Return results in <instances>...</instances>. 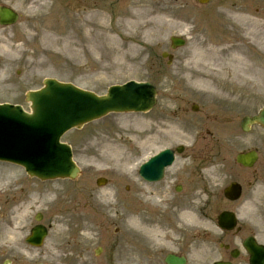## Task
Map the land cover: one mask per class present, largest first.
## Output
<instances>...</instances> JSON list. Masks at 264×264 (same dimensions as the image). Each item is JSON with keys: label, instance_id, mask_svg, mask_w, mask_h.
Segmentation results:
<instances>
[{"label": "rangeland", "instance_id": "obj_1", "mask_svg": "<svg viewBox=\"0 0 264 264\" xmlns=\"http://www.w3.org/2000/svg\"><path fill=\"white\" fill-rule=\"evenodd\" d=\"M7 1L0 0V4ZM15 1L21 2V0ZM66 4L70 5V0H66ZM69 5L67 9L55 10L52 16H49L51 12L48 14L19 7L23 14L20 23L10 29H0V102L21 104L27 109L25 93L40 88L43 80L50 77L73 83L97 94H105L110 86L123 84L129 80L149 81L156 84L159 90L160 104L157 108L158 114L155 112L148 116L111 115L85 126L80 131L75 130L68 134L66 141L74 146L75 160L82 168L83 176L73 182H61L62 184L58 186L52 182L38 183V188L42 190L40 198L46 197L45 191L56 193L47 195L52 198L46 203L39 202V205L38 203L31 205L33 215L42 212L45 221L56 223L50 207L56 204V202L51 203L55 201V195H62V193L55 190L57 188L61 192L69 190L68 193L76 197L75 205L74 203L71 205L72 213L89 212L92 215L96 213L92 221L95 224L92 230L93 235L87 236L83 231L86 235H81L82 244L87 248L99 245L105 249L101 259L86 249L89 261L94 264H105L106 260L108 262L115 260L114 264H123L125 261L119 257V254L124 252L126 256H134L137 250L128 249L126 246V241L133 240V237L130 239L127 236L123 237L122 230L129 227L132 217L128 216L127 219L123 217L125 209L118 199L126 196L134 199L137 195L135 189L127 194L125 186L129 185L131 189L133 188L136 165L149 153L143 148L142 150L146 153L143 152L139 156V136L151 133L148 131L151 116L153 121L161 120L160 117H163L166 110H172L167 114L177 111V114L181 115L182 111L187 110L184 108L192 102H216L223 106L225 115L231 119H237L232 124V126L236 124L235 133L227 134L224 141L220 137L222 141L217 145L219 148L221 146V160L226 170L240 180L239 175L230 170L227 164L229 159L234 158L240 150L249 147L248 143L253 146L252 140L248 142L251 138L255 137L254 147L256 146L262 155L253 172L241 179L246 185L253 183L248 192L250 197H256L254 199L256 203L253 205L258 207L255 211L250 210V213H253L252 219L249 220L245 214V220H249L252 227L256 228L260 234L264 233V139L261 134L259 140L257 139L259 132L262 133L258 129L254 130L253 135H247L242 134L239 128L240 118L243 115L257 114L264 106V44L259 41V27L255 33L251 34L252 25L249 28L244 27L245 22L240 25V22L233 18L234 15L244 14L247 17L256 18L259 22L264 21V0H209L203 5L198 0H93V6L88 8L85 6L75 8ZM141 10L148 12L147 20L154 19L157 23L160 21L169 23L171 31L169 32L166 28L159 34L160 38L155 37L152 40L142 36L141 43L132 42L135 30L128 26L126 21L131 14ZM28 14L29 16L48 15L29 22L26 17ZM62 15L63 17L71 15V21H66ZM48 21L51 23H47ZM201 30L204 32V39ZM178 35L188 38L187 45L175 52L178 61L173 66H169L167 61L160 59L161 54L169 50L170 38ZM205 39L212 40L211 43L214 45L221 42L226 43L225 47L238 45V49L242 48L246 54H249L251 71H254L250 75L251 84L242 88L239 86L237 89V83L235 87L218 85L224 83L228 77L232 81L236 80L233 78L231 66L226 70L230 71L227 74H225L226 71L217 67L216 77H212L209 73H214L215 67L201 66L198 60L193 58L195 49L198 45L199 49L201 42ZM260 44L263 45V49H260ZM223 59L224 56L219 62H214L215 66ZM208 85L212 87L207 88ZM227 108L230 111H227ZM188 114L189 126L197 119L203 121L205 118L202 114L197 115L192 112ZM176 121L174 119L172 124ZM164 124L160 122L161 127ZM154 139L157 142L161 140L158 135H154ZM214 141L213 138L212 142ZM158 147L163 146L160 144L153 151ZM123 165L128 168L123 169ZM218 167L222 165L219 164ZM104 169L108 171L105 172ZM11 170L14 169L11 168ZM99 177L107 178L109 184L98 187L96 180ZM5 179L6 177L2 180ZM20 179L24 180L25 176L23 175ZM13 180L8 176L5 181L8 183ZM23 183L25 182H20L19 187ZM27 186L30 196V192L35 188L28 182ZM108 192L112 193L111 197L106 194ZM25 198H27L26 193ZM98 199H102L105 203L102 205L99 203L98 206ZM127 206L130 207L128 203ZM89 213L87 214L90 215ZM208 215L211 219L206 218L204 228L213 234L217 232L214 226L216 221L213 214ZM2 221L8 225L12 223L10 219L0 220V223ZM32 222L33 219L30 218L26 224L29 225ZM140 223L145 226L146 220L140 219ZM28 225L25 227L22 225L19 229L11 228L8 242L0 244V264L8 259L12 260V264H36L37 262L61 264L57 254L55 256V250L49 247L50 237L46 247L42 249L35 250L26 245L24 237L27 234ZM103 225L104 228L101 229ZM53 228L51 235L56 230L55 225ZM115 230H119V233H115ZM188 230L192 234L201 229L189 226ZM141 236L149 242L147 237L143 234ZM201 245L202 243L197 241L189 249L190 259H196L194 253ZM147 249L152 252L149 248ZM205 252L206 255L213 254L205 259V264H211L214 261V252H209L208 249ZM143 260L146 261V259Z\"/></svg>", "mask_w": 264, "mask_h": 264}, {"label": "bare ground", "instance_id": "obj_2", "mask_svg": "<svg viewBox=\"0 0 264 264\" xmlns=\"http://www.w3.org/2000/svg\"><path fill=\"white\" fill-rule=\"evenodd\" d=\"M42 6L45 7L46 3H42ZM148 18V12L146 10H141L133 15L131 14L126 21V24L130 27H133L135 30L134 36L132 39L137 43L142 42V36L144 38H150L152 40L155 39V37L160 38L161 35L159 34L165 30L166 28L171 31V26L169 23H166V21H160L156 22L154 19L147 20ZM233 18L237 19L238 22H240V25L242 22H245L244 27L249 28L251 25L250 33L253 34L255 33L256 29L259 27V41L260 43L264 44V34H263V29H264V21L257 20L254 17H247L244 14L233 16ZM167 26V27H166ZM168 32V33H169ZM138 37V39H137ZM256 40V39H252ZM212 40H207L205 39L204 41L201 42V46L198 49L199 45L195 49V53L193 55V58L195 60H198L201 66H212L215 67V72L214 73H209L210 76L216 77V68H220L223 71H226L227 69H230L229 66H231V71L233 72V78L236 81H232L231 79L226 78L224 81L227 83H238L239 84H249L250 83V75L254 72L251 71V65L249 63V54H246L243 49H238V45H232L230 47H225L226 43L221 42L218 45H214L211 43ZM253 43V42H252ZM217 44V43H216ZM255 46V44H253ZM260 49H263V45L260 44ZM141 52V51H140ZM129 56V55H128ZM222 56H224V59L222 60L221 63L217 64L215 66L214 62H219V60L222 59ZM227 61V62H226ZM219 71V70H218ZM230 71H226L225 74H227ZM220 73V71L218 72ZM254 77V75H253ZM4 78V75H3ZM59 190V188H57ZM60 191V190H59ZM60 193H62L60 191ZM108 196H112V193L108 192L106 193ZM32 204L37 203L36 201L39 200L38 197L32 196L31 199ZM50 201V198L46 196L43 200L40 202H46ZM99 203L102 205L105 202H102V200H99ZM29 211V206L28 208L23 207L21 210V215L20 219L23 218L24 216L26 217L27 212ZM68 210H64V212L61 213V217L65 214H68ZM188 214V213H187ZM186 214V219L190 222H194L195 220L200 219L201 217L199 215L195 216L192 214L187 215ZM72 221H75L79 218L78 214L74 213L70 216ZM131 225L134 226L138 231H145V232H153L156 234L157 229L155 227H142L141 224H139V219L131 220ZM200 222V221H197ZM65 221L60 224L59 226V232H61V236L58 239L60 243L58 244L59 249H70L73 248L74 245L70 244L67 242L68 240V231L65 229ZM58 232V235L60 234Z\"/></svg>", "mask_w": 264, "mask_h": 264}, {"label": "water", "instance_id": "obj_3", "mask_svg": "<svg viewBox=\"0 0 264 264\" xmlns=\"http://www.w3.org/2000/svg\"><path fill=\"white\" fill-rule=\"evenodd\" d=\"M48 88L42 92L31 94L30 99L34 103L35 113L40 112V108L47 102L51 104L60 105V110L62 116L67 119L62 123V128L68 129L74 125L83 124L94 117H100L101 114L106 112H121V111H147L151 108L154 102V91H152L149 85H138L135 83H130L122 87H116L109 90L108 96L105 98H96L90 94L80 92L75 88H65L64 90L67 93L64 95V99H59L57 93L62 92V87L60 84L55 82H48ZM85 98L87 101H93L97 103V106H86L78 114H76V107L82 102V99ZM53 100V101H51ZM103 106L102 109H98ZM39 107V111H38ZM259 123L264 125V111L261 113L260 117L257 119ZM51 144H48L47 147H50ZM0 148H5V145L0 142ZM57 154L50 155L46 154V157L41 162V170L51 171L55 166V160ZM63 164H57V171L53 175L55 176H67L75 177V170L73 171L72 163L68 160H61ZM154 166V160L148 165V170H151ZM43 235V234H42Z\"/></svg>", "mask_w": 264, "mask_h": 264}, {"label": "flooded vegetation", "instance_id": "obj_4", "mask_svg": "<svg viewBox=\"0 0 264 264\" xmlns=\"http://www.w3.org/2000/svg\"><path fill=\"white\" fill-rule=\"evenodd\" d=\"M221 112L220 109L209 110V115L218 116ZM207 116V117H208ZM209 148H203L199 151H195L192 158H194V162H202L204 160L211 159L209 156L210 153ZM198 153V155H196ZM219 154V152H218ZM196 155V156H195ZM182 156V155H181ZM201 179V168L197 169L194 167V171L189 174L184 171L183 168H177L173 172H171L168 176L167 173L164 175V178L161 182L148 186L149 196L155 199L158 202H164L169 200L172 202L173 206L170 208V212L174 215L173 219L182 217L187 213V209L184 204H187L190 201H195L199 195L202 193L198 191H193L192 193L189 191V185L191 182H194L196 179ZM180 217V218H181ZM160 219L166 220V215H161ZM154 226V225H153ZM158 226L161 228H165L166 232L169 233L172 237H176V240H170L167 236L164 235V238L167 240L162 241L169 247H174L175 253L179 257H185V251L188 246V236L187 234L181 230L180 227L174 228L173 226H169L168 224H164L158 222ZM250 237H255L258 242L259 238L255 236L250 230L246 229L243 225H240L233 231H224L219 236V240L216 242L218 246V254L223 261L231 262L237 264H249L246 257L242 256V250L244 243ZM139 258L142 255H146L145 251H138ZM149 264H166L165 260H153L150 261ZM185 264H194L193 262L187 261Z\"/></svg>", "mask_w": 264, "mask_h": 264}]
</instances>
